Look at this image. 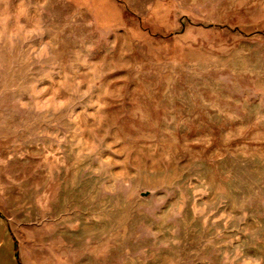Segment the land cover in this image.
Segmentation results:
<instances>
[{
  "label": "rangeland",
  "instance_id": "1",
  "mask_svg": "<svg viewBox=\"0 0 264 264\" xmlns=\"http://www.w3.org/2000/svg\"><path fill=\"white\" fill-rule=\"evenodd\" d=\"M0 264H264V0H0Z\"/></svg>",
  "mask_w": 264,
  "mask_h": 264
},
{
  "label": "trees",
  "instance_id": "2",
  "mask_svg": "<svg viewBox=\"0 0 264 264\" xmlns=\"http://www.w3.org/2000/svg\"><path fill=\"white\" fill-rule=\"evenodd\" d=\"M254 31V28L253 27H250V28H247L246 32H244V36H248L250 35L252 32Z\"/></svg>",
  "mask_w": 264,
  "mask_h": 264
}]
</instances>
